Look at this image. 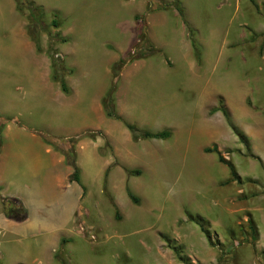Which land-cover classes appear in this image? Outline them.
Returning a JSON list of instances; mask_svg holds the SVG:
<instances>
[{
	"label": "rangeland",
	"instance_id": "rangeland-1",
	"mask_svg": "<svg viewBox=\"0 0 264 264\" xmlns=\"http://www.w3.org/2000/svg\"><path fill=\"white\" fill-rule=\"evenodd\" d=\"M29 32L58 62L66 94L85 87L86 129L49 136L61 130L50 94L31 115L20 97L9 107L52 131L44 136L79 168L82 197L69 230H53L52 252L0 225V264H15L14 247L31 264H185L177 252L190 264H264V0H0L1 63L25 60ZM113 87L121 120L103 107ZM124 122L171 137L137 139ZM3 199L20 215L21 202L1 195L0 214Z\"/></svg>",
	"mask_w": 264,
	"mask_h": 264
},
{
	"label": "crops",
	"instance_id": "crops-1",
	"mask_svg": "<svg viewBox=\"0 0 264 264\" xmlns=\"http://www.w3.org/2000/svg\"><path fill=\"white\" fill-rule=\"evenodd\" d=\"M237 3L235 1V4ZM236 7L238 8V5ZM191 8L197 11L195 7ZM195 13L197 12L191 14ZM31 43L32 46H29L33 47V50L24 55L25 60L12 62L7 66L0 61V100L6 102L4 107L0 106V120L7 121L1 132L0 195L19 200L28 214L23 227L13 224L12 220L5 218L3 214H0V225L14 234L25 230L27 234L35 235L36 247L45 252H52L51 244L56 240L53 230H69L75 221L82 192L78 184L69 182L72 169L67 165L65 156L42 139L43 135H49L52 131H48L43 125H34V122L32 126L30 123H23L21 118L26 113H16L15 107L9 105L11 99L20 97L24 101V111L31 115L34 110L32 102L40 95L50 94L60 104L54 110V115H50V120L56 126L61 125L62 131L54 129L56 133L52 132L49 136L71 137L86 129V89L73 87L72 93L66 94L60 82L53 76L52 64L39 53L36 45ZM39 57L46 62L47 75L41 73ZM12 72L16 76H13ZM56 87L60 92L59 97L51 94L52 88L55 90ZM101 90L98 89L95 96L100 97ZM27 250L22 251L19 247H14L15 264H31L35 261L32 260V255L27 254Z\"/></svg>",
	"mask_w": 264,
	"mask_h": 264
},
{
	"label": "trees",
	"instance_id": "trees-1",
	"mask_svg": "<svg viewBox=\"0 0 264 264\" xmlns=\"http://www.w3.org/2000/svg\"><path fill=\"white\" fill-rule=\"evenodd\" d=\"M31 19H33L35 17V12L32 10V14L30 15ZM29 35L33 41V43L36 45L38 51H39V47H40V44H39V39L36 35V33L34 32H29ZM194 48H195V51L198 55V50H197V47L195 44H193ZM151 52H153L154 50L151 49L150 50ZM57 63L56 60H53L52 61V66H53V69H54V77L57 81L60 82L61 84V87H62V90L63 91H66V85H65V82L64 80L57 75L56 71H57ZM116 75V73H115ZM113 89L114 87L111 89V91L107 94V97H106V100L105 102L103 103V107L107 113V115L109 117H113L115 119H120L119 116H117V114L115 113V110H114V107H113V98H112V93H113ZM220 111L223 112V114L225 116H228V113L226 110H222V109H219ZM218 110H213L212 113L216 112ZM125 123V126L126 128L130 131V133L132 134V136L134 138H142V139H156V140H166V139H169L171 137V132L168 131V130H165V131H162V132H157V133H152L150 131H145V130H140L138 129L135 125H132V124H129L127 122H124ZM3 130V126H0V151H1V146H2V140H1V132ZM42 139L47 142L48 144L52 145L55 149L59 150L60 151V148H59V144L58 143H55V141H51L49 140L46 136H42ZM208 152H211L210 150H207ZM216 152V150H215ZM218 155H219V161L223 164H225L226 166L229 167L230 169V172H231V176L233 178V180H239V177H238V174L234 168V166L225 161V159L222 157V155L217 152ZM63 155L66 157V162L67 164L73 169V173L70 175L69 177V182H74L78 185H81V180H80V175H79V168L75 165L74 161L70 160L68 157H67V154L63 152ZM128 174L129 175H135L137 174V171H128ZM127 194L129 196V198L131 199V201L134 203V204H137L138 203V200L137 198L134 196V194L128 189L127 190ZM11 201V200H10ZM14 202H17L19 203L18 200H13ZM3 213H4V216L8 219H14V220H17V221H23L27 218V210L24 208L23 205H21L19 203V208L17 211H19L18 213H20V215H14L13 213H15L13 210H12V205L9 201H6L5 199H3ZM195 223L197 225L200 226L202 232H205L207 233V229L205 228L204 224L201 222V221H195ZM64 243V241H62V244ZM177 255L180 257L179 259L181 261H183L185 264H190V262L188 260H186L185 258H182L181 254L179 252H177Z\"/></svg>",
	"mask_w": 264,
	"mask_h": 264
},
{
	"label": "bare ground",
	"instance_id": "bare-ground-1",
	"mask_svg": "<svg viewBox=\"0 0 264 264\" xmlns=\"http://www.w3.org/2000/svg\"><path fill=\"white\" fill-rule=\"evenodd\" d=\"M232 82H233V81H232ZM232 82H231V83H232ZM235 87H236V84H235ZM232 91H233V90H232ZM234 95H235V93H234ZM142 114H143V113H142ZM210 129H211V130H210ZM208 132H210V133L213 132V131H212V128H209V129H208ZM210 133H209V134H210ZM215 133H216L215 135H217V132H215ZM211 134H212V133H211ZM212 136H214V134H213ZM215 137H216V136H215ZM130 162H131V161H130ZM145 175H146V174H145ZM154 186H156V185H154ZM148 187H149L148 182L145 180V181L143 182L142 187H140V188H142V189H146V190H147ZM152 187H153V186H152Z\"/></svg>",
	"mask_w": 264,
	"mask_h": 264
}]
</instances>
